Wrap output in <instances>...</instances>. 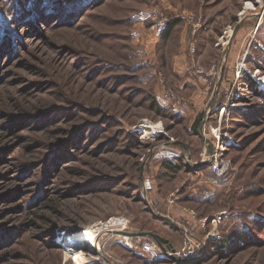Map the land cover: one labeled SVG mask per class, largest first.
I'll return each instance as SVG.
<instances>
[{"label": "rangeland", "instance_id": "1", "mask_svg": "<svg viewBox=\"0 0 264 264\" xmlns=\"http://www.w3.org/2000/svg\"><path fill=\"white\" fill-rule=\"evenodd\" d=\"M17 1L0 0V264H177L128 234L181 248L186 230L233 237L187 264H264V0ZM100 223L99 248L67 242Z\"/></svg>", "mask_w": 264, "mask_h": 264}, {"label": "built area", "instance_id": "2", "mask_svg": "<svg viewBox=\"0 0 264 264\" xmlns=\"http://www.w3.org/2000/svg\"><path fill=\"white\" fill-rule=\"evenodd\" d=\"M264 18V6H263V10L261 12V21ZM215 169H217L218 174H216L217 176H223L227 171V165L226 164H218L216 163ZM150 183V182H149ZM150 185V184H148ZM152 188V187H151ZM193 217L196 218L197 215L194 212L193 213ZM186 241L184 242L183 246L181 248H176L175 251H172L170 249L164 251L160 244L158 243V241H156L154 238L152 237H146L147 239H145L141 244V252L144 255H147L150 259H159L162 257H169L171 258L172 256L175 257H179L182 259H190V258H195V260H197V258H199L202 255V252L205 251L209 246V242H217V241H221L223 239L221 233L217 230H213L210 231L208 233V235L206 236V238L204 240H201L199 238H197L195 236V234H193L191 231L186 230ZM132 236H130L131 238ZM137 238H144L142 236H135ZM134 246V245H133Z\"/></svg>", "mask_w": 264, "mask_h": 264}, {"label": "trees", "instance_id": "3", "mask_svg": "<svg viewBox=\"0 0 264 264\" xmlns=\"http://www.w3.org/2000/svg\"><path fill=\"white\" fill-rule=\"evenodd\" d=\"M30 0H24V1H17V4L18 3H20V6H19V11L17 12L18 14H22L23 12H22V5H24V3L26 2H29ZM35 2V1H34ZM39 2V1H38ZM38 2H37V4H38ZM36 4V5H37ZM173 29H174V27H173V23L172 24H170V25H168V26H165V28H164V32L162 33L163 34V38L165 39V38H167V37H169L170 35H171V33L173 32ZM201 123H202V119L201 118H199L196 122H195V124L193 125V127H194V129H196V130H198L199 132H200V128H201ZM170 165V164H169ZM168 165V166H169ZM170 168H172V169H174V165H170L169 166ZM175 170V169H174ZM156 234H158L159 235V233H156ZM161 236V235H160ZM163 237V236H162ZM164 238V237H163ZM233 237H231V234L230 235H226V236H224V238L221 240V241H217V242H214L213 244H212V249H213V252L215 253V254H218V255H223V252L225 251V249H226V247H227V245L228 244H230L231 243V241L233 240L232 239ZM165 239V238H164ZM234 242V241H233ZM237 241L235 240V242L234 243H236ZM235 245V244H234ZM160 259H164V260H166V261H168V260H172L171 258H169V257H162V258H160ZM200 260H203V257H200L199 259H198V261H200Z\"/></svg>", "mask_w": 264, "mask_h": 264}, {"label": "bare ground", "instance_id": "4", "mask_svg": "<svg viewBox=\"0 0 264 264\" xmlns=\"http://www.w3.org/2000/svg\"><path fill=\"white\" fill-rule=\"evenodd\" d=\"M262 81H264V79H262ZM120 221H121L120 223L123 222V220H120ZM109 224H110V222H109ZM106 225L107 224L100 223L98 225L97 224L94 225L92 228L91 227L84 228V229L76 232L74 234V236H69V239L67 240V242H74V241H76V242H84V243H87V244H91V245H93L96 248H99L101 246L100 245V238H101L103 233L107 232L106 231V229H107ZM105 235H107V234L105 233ZM128 235H130V234H128Z\"/></svg>", "mask_w": 264, "mask_h": 264}, {"label": "water", "instance_id": "5", "mask_svg": "<svg viewBox=\"0 0 264 264\" xmlns=\"http://www.w3.org/2000/svg\"><path fill=\"white\" fill-rule=\"evenodd\" d=\"M150 236L154 238L158 243L160 244L161 248L166 251L168 249L175 251L176 248L172 242H169V240L164 239L162 236L152 232V231H140V232H134L130 233V236ZM171 259L175 261L177 264H187L190 262H194L195 258H190V259H182L179 257L172 256Z\"/></svg>", "mask_w": 264, "mask_h": 264}, {"label": "crops", "instance_id": "6", "mask_svg": "<svg viewBox=\"0 0 264 264\" xmlns=\"http://www.w3.org/2000/svg\"><path fill=\"white\" fill-rule=\"evenodd\" d=\"M200 132H201V128H200Z\"/></svg>", "mask_w": 264, "mask_h": 264}]
</instances>
